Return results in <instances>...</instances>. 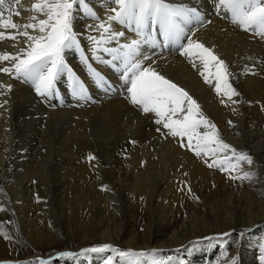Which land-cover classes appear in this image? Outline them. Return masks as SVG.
<instances>
[{
	"label": "bare ground",
	"instance_id": "bare-ground-1",
	"mask_svg": "<svg viewBox=\"0 0 264 264\" xmlns=\"http://www.w3.org/2000/svg\"><path fill=\"white\" fill-rule=\"evenodd\" d=\"M22 1L24 4L18 7L15 0H4L0 5L4 18L11 14L13 22L19 25L35 22L31 20L33 15L37 19L45 18L25 11L35 0ZM175 1L182 3L173 5L176 7L200 9L198 23L203 25L202 28L191 29L188 33L226 60L232 73L230 83L239 95L232 100L223 94L218 95L214 90L215 83H205L200 75V64L195 58L196 68L189 58L168 57L166 53L158 57L155 53L147 66L184 88L196 100L204 117L216 126L219 137L237 152L250 155L257 184L253 189L245 187V183V186L234 184L232 172L207 166L213 159L222 158L223 153H218L217 157L197 156L187 147V138L172 137L162 125L155 124L154 113L145 114L140 108L137 111L132 108L126 92L128 84L123 79L124 69L121 67L113 74L105 64L112 54L94 51L95 45L89 37L99 39L102 29L97 26L109 24L112 32L124 33L103 45L115 48L139 39L135 26L108 20L115 14L111 9L118 7L115 0L77 2L73 8L72 25L80 47L65 49V63L80 77L78 61L83 60L85 64L86 58L93 62L95 69L102 71L103 78L109 77L110 89L105 90L106 95H101V89L91 84L92 87H86V90L95 101L84 104L65 95L70 83L68 73L64 76L61 73L56 81V92L64 100L54 101L52 97L37 95L31 82L13 79L14 73H0V84L13 86L11 91L0 95V105H3L0 107V195L33 250L20 259L0 264H105L107 257L114 255L111 252H84L75 260L65 257L54 261L49 259L51 257H44L43 248L63 241L64 237L76 239L81 252L87 249L83 244L90 242L95 246L110 244L120 250L155 249L161 258L166 259V264H215L211 258L214 253L219 255L223 248L216 249V239L223 238L231 246L229 252L223 253L225 264H230L233 258L236 264H262L264 42L254 37V32L248 33L230 23L222 11L217 10L220 16H214L207 0ZM166 2L170 3V0ZM10 4H14L13 7ZM13 9L20 15H15ZM191 23L193 20L186 26ZM0 31L10 33L14 30ZM27 31L39 35L38 31ZM144 44H141V55L137 57L142 61L141 57L148 50ZM25 46L26 37L23 36H18L16 41L0 40V53L15 55ZM12 63L11 60L0 61V67H11ZM3 92L5 89L0 88V93ZM121 92L127 94L122 96ZM31 108L37 109L35 115L30 112ZM85 128L89 129L92 143L97 138L104 142L102 155L91 153L92 160L88 159L89 156L73 157L68 171L59 175L57 170L64 164V159L73 155L67 147L71 129H80L84 133ZM115 131L123 132L113 140ZM234 133L241 137L235 138ZM80 136L84 138L85 134ZM135 138L142 139V142L135 143L133 148L129 140ZM11 144L13 153L22 159L8 156L7 145ZM72 149L77 150L76 147ZM139 212L146 215L147 223L143 235L137 236ZM215 217L218 221L210 224ZM211 235H214L210 237L212 239H204ZM63 253L66 252L60 254ZM170 255L172 259L167 260ZM184 255L188 260L186 263L187 260L182 259ZM113 264H120L118 256H114ZM140 264L148 262L141 260Z\"/></svg>",
	"mask_w": 264,
	"mask_h": 264
},
{
	"label": "snow or ice",
	"instance_id": "snow-or-ice-1",
	"mask_svg": "<svg viewBox=\"0 0 264 264\" xmlns=\"http://www.w3.org/2000/svg\"><path fill=\"white\" fill-rule=\"evenodd\" d=\"M15 2L19 3L20 0H15ZM77 2L83 4L84 0H35L31 8L25 11L38 13L45 18L37 19V16L33 15L31 20L35 22L24 25L13 22L11 14L5 19L3 12L0 11V29L14 30L10 33L0 31V40L16 41L18 36L26 37V46L19 53L15 55L0 53V61L14 62L11 67H0V73H14L13 79L31 82L37 95L52 97L58 95L56 92L58 76L67 72L73 95L78 98H87L84 83L65 63L63 56L65 49L80 47L72 25L73 8ZM3 3L4 0H0V5ZM115 4L118 7L111 9L115 14L110 15L108 20L134 25L136 34L140 38L115 48L103 47L117 37L123 36L124 33L112 32L111 25L102 23L97 26L102 29L99 39L91 36L89 39L95 45L94 51L111 53L113 61H122L123 79L130 83L127 88L130 102L138 106L145 114L154 113L155 124L167 129L168 135L180 137L181 140L187 138V147L197 156L203 154L205 157H217L218 153H223L222 158L213 159L212 163L207 164L209 168L219 167L221 171L231 173L240 169L242 161L251 164V158L246 153L237 152L219 137L216 126L204 117L196 100L184 88L165 78L153 67L143 66V61L137 58L141 55V44L154 43L150 32L147 33V39H145L146 29L159 25L165 42L178 44L184 34L183 25L190 23L193 18L199 19L195 10L173 6L166 0H115ZM216 8L223 9L226 14H230L232 24L237 25L241 30L252 31L264 37V0H218ZM11 11H14L17 16L20 15L18 10ZM21 28L25 30L20 31ZM27 29H31L32 32L38 31L39 35L30 34ZM187 39L188 43L182 46L180 54L193 61L194 68L197 65L193 58L199 61L200 75L205 83H212L214 80L216 93L223 94L229 100L238 96L239 93L230 83L232 73L229 72L226 62L202 42L192 39L191 36ZM143 59L149 60L150 57L144 55ZM84 62L87 63L86 58ZM88 67L96 83L103 86L104 80L100 73L92 69L90 64ZM12 87V85L0 84V88L5 89V92L0 95L11 91ZM229 123L231 124V121ZM201 128L204 131H199ZM159 130L158 128L157 131ZM181 146L184 145L181 144ZM229 152L230 156L227 155ZM88 159L92 160L94 157L89 154ZM253 176L254 173L243 172L242 175H233L231 178L251 180ZM0 234L8 238L3 232ZM223 235L227 236L229 233ZM204 239L212 238L205 237ZM260 248L264 253V244H261ZM157 251L155 249L151 251L120 250L110 244L83 250V252L90 253H113V256L107 257L105 264H113L114 256L119 257L120 264H140L142 259H146L148 264H166V259L158 257ZM62 255L71 254L63 253ZM171 259V257L167 258V260ZM261 261L264 264V255L261 256ZM230 264H236L235 258Z\"/></svg>",
	"mask_w": 264,
	"mask_h": 264
},
{
	"label": "rangeland",
	"instance_id": "rangeland-1",
	"mask_svg": "<svg viewBox=\"0 0 264 264\" xmlns=\"http://www.w3.org/2000/svg\"><path fill=\"white\" fill-rule=\"evenodd\" d=\"M209 1H211V2H209ZM214 1H215V3H214ZM217 2H218V0H213V2H212V0H207V4H209L208 5V7H209V11H211V12H213V14H215L214 16H220L219 14H218V12L220 13L221 11L224 13V14H226L225 13V11L224 10H218L217 8H216V4H217ZM170 3L172 4V5H176V3H177V5H182V3L181 2H177V1H175V0H170ZM22 4H24L23 3V1L22 2H19V3H17L16 5L18 6V7H20ZM212 4H214V6L212 5ZM14 5V4H13ZM13 5L12 4H10V6L11 7H13ZM215 8V9H214ZM20 9V8H19ZM194 10H195V12L198 14V16H200L199 14H201V12H200V9L199 8H193ZM213 9V10H212ZM217 10H218V12H217ZM217 13H216V12ZM215 12V13H214ZM216 14H218V15H216ZM227 16L226 17H229V19L228 18H226V19H228L229 20V22L231 23V17H230V14H226ZM222 17V16H221ZM24 19H22V21H23ZM193 20V23H191V25H189V26H186V25H183V27H185L184 28V35L181 37V40H180V42L178 43V44H172V43H164V37H163V35L161 34V32H160V30H159V25H156V26H154V27H152V28H150V29H146V36H145V39H147L146 37H147V33H151V35H152V38H153V40H154V43H145L144 45L148 48V50H150L149 52H148V50H147V53H146V55L147 54H149V55H147V56H149L150 57V59H152V57H153V54H157L158 55V57L161 55V53H166L165 55L166 56H168V57H170V55H174V56H178V57H182L183 59H187L188 57H186V56H183V55H181L180 53H181V48H182V46L183 45H186L187 43H188V39H187V37H188V35L189 36H191L190 35V33H188L189 32V30H193L194 28H195V30H200V28H202V24H199L198 23V21L200 20V17H199V19H196V18H193L192 19ZM192 20H191V22H192ZM197 20V21H196ZM195 21V22H194ZM197 22V23H196ZM196 27H195V26ZM199 25H200V27H199ZM187 29V30H186ZM185 31H186V33H185ZM248 33H253V32H251V31H248ZM255 34V33H254ZM258 35H256L255 34V36L254 37H256V38H258L259 40H263L262 42H264V37H261V36H258ZM140 38V37H139ZM186 40H185V39ZM184 41V42H183ZM142 46H143V44H142ZM152 48V49H151ZM179 48V49H178ZM152 50V51H151ZM157 50V51H156ZM160 50V51H159ZM142 59H143V57H141ZM144 60L143 59V66H147V63L148 62H151V60ZM85 61V60H84ZM142 61V60H141ZM224 61H226V60H224ZM85 63V62H84ZM109 63V64H108ZM91 65L92 66V69H94V70H96L97 72L98 71H100L99 69L97 70V68L95 69V64L93 63V62H88L87 61V63H85V64H83V60H79L78 61V65H79V67H78V72H79V74H81L82 76H78L80 79H81V81L84 83V85H85V88L86 87H89V86H91L92 87V85L91 84H93L95 87H99V90L102 92L101 93V95H106L107 93H106V91L108 90V89H110V85H109V83H108V80H109V77L106 75L105 76V78H103V80H105L104 81V84L106 85V86H108V88H105L104 86L105 85H103V86H100V85H95L96 83H95V78L93 77V76H91V73H90V70H89V67H88V65ZM106 65H107V67H109V69H110V71L113 73V74H116L118 71H120V68L122 67L121 65H122V61H113L112 60V58L110 59V60H106V63H105ZM123 68V67H122ZM158 70H160V68L158 69ZM100 73V75H101V73H102V71L101 72H99ZM66 74V72H63L62 73V76H64ZM86 77V78H85ZM107 77V78H106ZM67 79H68V82H69V74H68V76H67ZM90 79V80H89ZM86 80H88V81H86ZM90 81V82H89ZM93 83H92V82ZM87 85H86V84ZM90 83V84H89ZM128 84V86H127V88L130 86V83L128 82V81H125V84ZM212 83H215V81L213 80V82ZM125 86V85H124ZM90 87V88H91ZM71 88V86L69 85V89H68V92H67V90H65L66 91V93H68V94H66L65 93V95L67 96V97H73L74 98V100L75 101H81V102H83L84 104H86V103H89V104H91V103H93L94 101H95V98L93 99L92 98V95L90 94V92L89 91H87V98H78V100H77V98H76V96H74L73 95V93H72V90L70 89ZM126 88V89H127ZM106 90V91H105ZM124 92V91H123ZM123 92H121L120 94L122 95H124V94H127L126 92L125 93H123ZM104 93V94H103ZM118 94V93H117ZM113 95H115V93L114 94H112L111 96H113ZM122 95V96H123ZM90 96V97H89ZM47 98H51V97H47ZM54 98V99H53ZM52 99L54 100V101H63L64 100V97L62 96V95H55V96H52ZM80 99V100H79ZM100 99L102 100L103 98L102 97H100ZM85 101V102H84ZM99 104V103H98ZM97 104V105H98ZM130 105L132 106V108L134 109V110H138V106H135V105H133L132 103H130ZM30 112H32V115H35V112H37V109L36 108H31L30 109ZM37 115V114H36ZM121 132H123V131H115V136H114V138H113V140L115 139V137L119 134V133H121ZM81 134H85V136H84V138H82L80 135ZM263 135V136H262ZM90 137H91V135H89V129L88 128H85V132L84 133H82L81 132V130L80 129H78V130H76V129H71V132L69 133V135H68V137H67V147H68V149H70V152L73 154L71 157H66L65 159H64V164L61 166V167H59L58 168V170H57V172H58V174L59 175H64L67 171H68V167H69V162L71 161V158H73V157H82V158H85V157H88L89 156V154H91V153H98L100 156L102 155V148H103V146H104V142H102V140L101 139H98L97 138V141L95 142V143H92L91 141H90ZM234 137L235 138H239V137H241L240 136V134L239 133H234ZM261 139L262 140H264V133H262L261 134ZM112 140V141H113ZM111 141V142H112ZM133 141H134V143H133ZM142 142V139H137L136 140V138L135 139H131V140H129V143L132 145V147L134 148L135 147V143H141ZM145 143H147V142H145ZM72 147H76L77 148V150H74V149H72L71 150V148ZM7 149H9V154H8V156L10 155V156H12L14 159H22L21 157H20V155L19 154H17V153H13V147H12V144H11V146H9V145H7ZM246 153V152H245ZM248 155V154H247ZM249 157H250V155H248ZM244 163V164H243ZM245 165H247L246 167H245ZM254 168L248 163H245V161H242V162H240V169L239 170H237V171H235V172H232L233 173V175H236V176H238V175H242V173L243 172H250V173H254V176H253V178L251 179V180H248V179H234L233 180V182H234V184H236V185H238V184H240V185H242V186H245V184H246V186L245 187H248L249 189H253L254 188V186L257 184V178L255 177L256 175V171H255V169L253 170ZM255 178V179H254ZM244 180V181H243ZM247 181V182H246ZM250 181V182H249ZM252 181V182H251ZM254 181V182H253ZM239 182V183H238ZM245 183V184H244ZM256 183V184H255ZM231 184V183H230ZM252 185V186H251ZM189 213V212H188ZM145 216V217H144ZM143 218V219H142ZM13 219H14V216H13V214H12V212H11V210H10V208H9V206H8V204H7V202L2 198V196L0 195V232H3L4 234H6L7 235V237L8 238H5V235H3V234H0V262H2V261H4V262H8V261H11V260H16V259H20V258H22V257H24L25 255H27L28 253H33V250H31L29 247H31V244L29 243V241H26V239L21 235V233H20V231H19V229H18V227H17V225L14 223V221H13ZM188 220H190V218L188 219ZM218 220L216 219V217L215 218H212L211 220H210V224H213V223H216ZM139 222V223H138ZM145 223V224H144ZM146 223H147V218H146V215L143 213V212H139V214H138V220H137V224H136V234H138L137 236H140V235H143V233L145 232L144 230V228H145V225H146ZM162 231H160V233H161ZM209 237H214V235H211V236H209ZM66 238H68V239H66ZM71 240V241H70ZM62 240H60V241H58V243L57 244H53V243H51L52 244V246H46V247H44L43 248V253H44V257H51V258H49L51 261L53 260H59V259H62V258H65V257H68V259H73V260H75L77 257H79L80 255H82V253H84L83 251L81 252V251H78L81 247H80V243H78L77 242V240L76 239H72L71 237H64L63 238V241L61 242ZM61 242V243H60ZM71 242V243H70ZM216 243H218V246H217V248L216 249H219V248H221V247H223L222 248V250H221V252H220V254L219 255H216V253H214V256H212V258H211V260L213 259V260H215L214 261V263L215 264H225L223 261H222V259H223V253H226V252H229L230 251V249H231V246L228 244V243H226V241H225V239H223V238H217L216 239ZM92 244V245H91ZM154 244V243H153ZM72 246V247H71ZM82 246V245H81ZM93 246H95L94 245V243H92V242H90V243H84L83 244V247H85V248H91V247H93ZM29 250H30V252H29ZM68 251V252H67ZM75 253H74V252ZM151 251V250H150ZM61 252H66V253H70L71 255H69V256H64V255H62V254H60ZM55 256V257H54ZM60 256V257H59ZM157 256L158 257H160L159 256V254H157ZM76 257V258H75ZM170 257H171V255H170ZM161 258V257H160ZM182 259L183 260H187V258H185V255L182 257ZM203 259V258H202ZM46 260V259H45ZM142 260H145V261H147L146 259H142ZM148 262V261H147ZM186 262H188V260L187 261H185L184 263H186ZM46 264H48L47 262H46ZM199 264H207L206 262H200Z\"/></svg>",
	"mask_w": 264,
	"mask_h": 264
}]
</instances>
